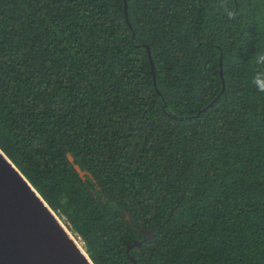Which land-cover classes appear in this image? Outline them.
<instances>
[{"label":"trees","instance_id":"obj_1","mask_svg":"<svg viewBox=\"0 0 264 264\" xmlns=\"http://www.w3.org/2000/svg\"><path fill=\"white\" fill-rule=\"evenodd\" d=\"M124 1L0 0L1 152L93 264H264V0Z\"/></svg>","mask_w":264,"mask_h":264},{"label":"water","instance_id":"obj_2","mask_svg":"<svg viewBox=\"0 0 264 264\" xmlns=\"http://www.w3.org/2000/svg\"><path fill=\"white\" fill-rule=\"evenodd\" d=\"M66 157L72 161L69 153ZM73 168L81 178L90 176L76 164ZM57 217L0 150V264H93ZM143 230L145 236L151 235L150 229ZM139 243L131 242L125 251Z\"/></svg>","mask_w":264,"mask_h":264},{"label":"clouds","instance_id":"obj_3","mask_svg":"<svg viewBox=\"0 0 264 264\" xmlns=\"http://www.w3.org/2000/svg\"><path fill=\"white\" fill-rule=\"evenodd\" d=\"M221 7H224L227 19L233 20L236 18L238 10L234 5L226 7L221 5ZM255 63L257 64L258 69L252 78V83L254 86H256L257 91L264 93V52L258 53L256 55Z\"/></svg>","mask_w":264,"mask_h":264},{"label":"rangeland","instance_id":"obj_4","mask_svg":"<svg viewBox=\"0 0 264 264\" xmlns=\"http://www.w3.org/2000/svg\"><path fill=\"white\" fill-rule=\"evenodd\" d=\"M58 217H59V219L61 220V222H63V224L67 227V225L65 224V222H64V219L60 216V215H57ZM72 234V233H71ZM74 236V235H73ZM75 237V236H74ZM75 239H76V237H75ZM79 242V244L81 245V243H80V241H78Z\"/></svg>","mask_w":264,"mask_h":264},{"label":"bare ground","instance_id":"obj_5","mask_svg":"<svg viewBox=\"0 0 264 264\" xmlns=\"http://www.w3.org/2000/svg\"><path fill=\"white\" fill-rule=\"evenodd\" d=\"M59 219V217H57ZM59 221L61 222V220L59 219ZM61 224H63V222H61ZM63 226L67 229V227L63 224ZM68 230V229H67ZM70 232V231H69ZM74 237V236H73ZM75 238V237H74ZM77 241V239H76ZM77 243L79 244V242L77 241Z\"/></svg>","mask_w":264,"mask_h":264},{"label":"built area","instance_id":"obj_6","mask_svg":"<svg viewBox=\"0 0 264 264\" xmlns=\"http://www.w3.org/2000/svg\"><path fill=\"white\" fill-rule=\"evenodd\" d=\"M73 235L76 237L77 241H80L79 238L75 234H73ZM80 243H81V246H82V242L81 241H80Z\"/></svg>","mask_w":264,"mask_h":264}]
</instances>
